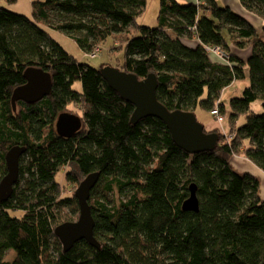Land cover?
<instances>
[{"label":"trees","instance_id":"1","mask_svg":"<svg viewBox=\"0 0 264 264\" xmlns=\"http://www.w3.org/2000/svg\"><path fill=\"white\" fill-rule=\"evenodd\" d=\"M239 2L261 17L260 30L216 0H159L154 26L138 22L146 0H33L32 17L0 6V177L6 151L25 148L13 191L0 201V264H264L259 182L229 162L243 154L264 172V0ZM51 29L84 53L117 41L123 59L116 68L139 80L154 75L156 98L169 111L217 108L226 130L203 125L217 143L191 154L160 119L133 122L134 106L110 87L101 67L78 61ZM28 67L49 73L51 90L13 108L12 92L25 83ZM242 78L248 84L227 110L221 92ZM257 99L259 113L250 107ZM69 104L79 107L80 126L63 136L56 122L70 113ZM60 172L63 183L78 184L99 173L88 200L99 247L81 239L64 251L55 236V226L78 216ZM193 184L198 210L184 211Z\"/></svg>","mask_w":264,"mask_h":264},{"label":"water","instance_id":"2","mask_svg":"<svg viewBox=\"0 0 264 264\" xmlns=\"http://www.w3.org/2000/svg\"><path fill=\"white\" fill-rule=\"evenodd\" d=\"M101 74L110 87L134 106L133 122L148 116L160 119L170 132L173 142L187 153H197L215 147L218 140L217 134L204 131L203 124L197 121L193 112L169 111L157 100L155 93L157 82L154 75L149 74L139 80L134 74L111 66L101 67ZM23 76L25 83L16 87L11 95L13 108L18 100L33 103L49 94L51 90V76L42 69L28 67L24 70ZM79 126V119L69 113L59 115L56 122V129L63 136H71L79 129ZM24 150V147L17 145L9 148L5 153L6 173L0 178V201H6L13 191L19 175L18 160ZM98 178L99 173L93 172L79 182L73 194L78 204L76 220L62 222L54 228V234L64 251L69 250L81 239L94 247H99L93 235L94 219L88 203L91 189ZM195 190L194 184L189 187V197L182 203L184 211L198 210Z\"/></svg>","mask_w":264,"mask_h":264},{"label":"rangeland","instance_id":"3","mask_svg":"<svg viewBox=\"0 0 264 264\" xmlns=\"http://www.w3.org/2000/svg\"><path fill=\"white\" fill-rule=\"evenodd\" d=\"M32 1L33 0H0V6L7 8L13 12L26 15L27 17H32ZM178 1L187 2L188 0H178ZM216 1L221 7L225 5L223 0H216ZM227 1L233 3V0H227ZM234 1L237 2V0ZM158 6H159V0H146V6L143 10V13H141V15L139 16L138 22L148 26H154L156 24V15L158 11ZM49 33L58 43L61 44V46L67 52L73 55L78 61L82 63H87L94 68H100L105 66L119 68V64H121L122 62L123 54L122 51H119V47L117 46L118 45L117 41L114 42L115 47L111 48V41L110 39H107L103 43H100L101 48L96 47L98 49L96 54H91V53H84V51L81 50L77 46V44L66 34L53 29L49 30ZM247 84H248L247 78L234 79L227 87H225L222 90L219 100L225 104L227 110L229 109V103H228L229 98L233 96H240L242 89ZM74 87L79 88L80 84L76 82L74 84ZM261 104H262L261 101L257 99L251 102L250 107L254 112L259 113L262 111ZM67 111L70 112L69 114L76 115V113L78 114L79 112V107L76 104H69ZM193 113L195 114L197 121L203 124L206 130H212V129L214 130L216 128L226 130L225 128L227 124L226 116H223L222 120L218 121L214 119L208 111L202 109L200 106H197L194 109ZM243 122H244V117H242L241 115L238 117V125L242 124ZM229 162L237 173H240L241 175L244 173H250L251 175L255 176L259 182L258 194L259 196L264 197V172L261 169H259L252 161L248 160L243 154L232 155L230 157ZM62 171L63 169L61 170V172ZM61 172L58 175L57 179L62 184H64L62 186L63 195L74 194V191L78 186V183L77 182L63 183V176L61 175ZM7 256L9 257L12 256L11 251L7 252Z\"/></svg>","mask_w":264,"mask_h":264},{"label":"crops","instance_id":"4","mask_svg":"<svg viewBox=\"0 0 264 264\" xmlns=\"http://www.w3.org/2000/svg\"><path fill=\"white\" fill-rule=\"evenodd\" d=\"M188 1H195L196 0H188ZM224 4L229 6L231 9H233L235 12H237L238 14L242 15L243 17H245L248 21H250L252 23V25L256 28L259 29L262 27L263 25V20L261 19V17H259L256 14H253L252 12H249L248 10H246L241 3L239 2V0H237V2H235L233 0V3L228 2L227 0H223ZM235 2V3H234ZM260 23V26H259ZM236 52L244 57L247 53V51L245 50H236ZM215 60H220L221 62L223 60L217 58L215 55L212 56Z\"/></svg>","mask_w":264,"mask_h":264},{"label":"built area","instance_id":"5","mask_svg":"<svg viewBox=\"0 0 264 264\" xmlns=\"http://www.w3.org/2000/svg\"><path fill=\"white\" fill-rule=\"evenodd\" d=\"M98 51L97 48H95L93 51H91L90 53L91 54H96V52ZM210 51L215 54L216 56H218L219 58L223 59L225 58L224 54L222 53L221 49L218 48V47H213L212 49H210ZM214 117L217 118L218 121H221L222 118H220V115H219V111L217 108L211 110L210 112Z\"/></svg>","mask_w":264,"mask_h":264}]
</instances>
